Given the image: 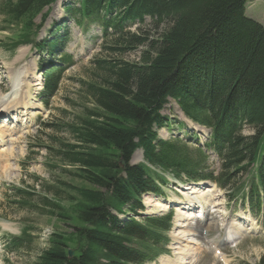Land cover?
<instances>
[{"label": "trees", "instance_id": "16d2710c", "mask_svg": "<svg viewBox=\"0 0 264 264\" xmlns=\"http://www.w3.org/2000/svg\"><path fill=\"white\" fill-rule=\"evenodd\" d=\"M57 1L0 0L1 25L14 29L6 50L30 45L58 58L43 73L45 104L75 65L73 56L63 53L70 34L64 23L39 38ZM247 1L78 0L63 5L65 19L84 32L90 26L100 29V53L77 79L79 110L67 123L52 124L68 140L42 147L53 161L47 167L51 178L41 181L40 190L31 186L15 192L20 208L58 223L31 264H145L166 252L171 216L138 215L141 197L158 195L167 184L158 172L213 182L228 199L247 201L264 225V27L246 17ZM134 53L138 59L129 62L126 57ZM170 100L193 123L211 130L203 147L219 159L217 174L202 147L158 137L169 127L162 112ZM244 129L251 134L244 136ZM137 150L144 162L131 165ZM114 212L140 220L120 221ZM31 234L28 229L23 237L11 238L9 251L28 248ZM258 264H264V255Z\"/></svg>", "mask_w": 264, "mask_h": 264}, {"label": "rangeland", "instance_id": "374dc122", "mask_svg": "<svg viewBox=\"0 0 264 264\" xmlns=\"http://www.w3.org/2000/svg\"><path fill=\"white\" fill-rule=\"evenodd\" d=\"M70 1L77 2L78 0H58L51 7L47 23L39 34L40 38L44 39L49 34L52 25H61L66 21V28L70 34L67 46L63 52L70 53L75 58V65L65 71L59 90L49 101L48 106H45L39 97L42 88L40 85L42 73H40V67H47V63L56 58L45 53H43L44 55L40 54L33 50L31 46H20L12 53L7 51L6 49L10 45L14 29L3 28L0 19V112L3 109H10H8L7 113L4 111V113L1 112L2 114H0V130L2 129L6 135L12 133L11 138L16 141L13 146L14 156L12 158L5 160V158L2 159L0 156V264H31L41 250L46 247L48 235L58 224L54 218L20 208L15 204L17 201L14 195L15 192L6 189L9 187L27 189L34 186L35 190H40L41 181H47L51 178L47 167L53 161L47 157L49 151L42 147L50 145L54 139L68 140L67 134L54 131L52 124L59 123L62 125L67 123L72 117L71 113L79 110L75 106L79 101L78 91L80 88L77 79L84 78V71L89 67L90 60L100 53L98 48L100 44L99 29L90 26L85 33L74 22L64 19L62 7ZM245 15L264 27V0L247 1ZM134 30L135 28L131 29L133 32ZM126 59L129 62H135L138 59V53L128 55ZM16 101H22L20 103L26 108L23 109L19 104L20 107L15 109L17 113L11 111L13 109L11 108L12 104ZM162 114L170 118L171 122L168 129L159 132L158 135L161 139L185 138L187 136L185 131L188 130V134L192 135L190 137H197L201 144L206 143L204 139L208 135V130L198 128L185 119L173 101H170L164 108ZM13 117L18 120L13 119ZM193 129H199L200 131L196 132ZM242 134L247 136L251 134V131L244 129ZM0 140L3 139L0 138ZM7 140L5 139V141ZM34 145L39 146V148H34ZM8 149L9 146L7 144L0 142V155L8 151ZM208 153L210 168L218 170L219 165H217L216 159L210 152ZM55 162L57 161L55 160ZM140 162H142L141 152L137 151L134 153L131 163L137 164ZM6 166H9L10 170L5 171ZM165 177H167L168 185L163 188V195H165L166 200L173 199L177 188L174 187L175 185L173 186L174 182L171 177L166 175ZM182 187H188V185H182ZM211 192L204 195L206 199L203 198L207 204L206 210L203 199H200V201L198 199V202H201L204 207L203 217L206 223L204 225L196 223L192 227L195 229L198 224L200 225L198 230H196L199 235L196 238L198 245H190L193 246L195 253L198 254L196 257L198 263H196V260L194 264H225V261L228 264H258L264 255V232L255 222H250L253 223L250 225L247 221H240L245 230L241 232L242 237L240 239L238 237L234 239L227 238L226 242L228 244L224 243L218 248L221 252L220 256H218L221 263L214 259L215 249L213 247L211 249L206 242L218 244L219 241L223 240L224 228L230 226L233 221L246 214V212L240 209H232L233 205L226 206L222 198L223 192L218 190H211ZM185 193L182 192L183 197ZM150 199L152 201L158 200L153 196ZM34 201L38 204L36 199ZM171 201L176 202L174 199ZM216 204H220V207ZM150 207H147L146 212H159ZM163 211L168 212L167 209H163ZM40 212L43 211L41 210ZM214 223L215 225H213ZM217 223L218 225H216ZM22 225L33 229L31 233L36 238L32 240V244L24 251L7 253L2 248L3 242L10 235L19 236ZM175 225L176 222L170 233V254L163 256L171 257L174 261L178 257L175 255L176 250L174 248V246H177L176 239L182 237V235H178V232H183L182 229H177ZM201 230L202 232L204 231L205 235L201 233ZM189 234H192V232L184 233L186 236ZM237 236H240L239 232H237ZM237 238L239 240L236 243L229 244ZM201 252L202 255L199 256ZM152 264L160 263L157 260Z\"/></svg>", "mask_w": 264, "mask_h": 264}, {"label": "bare ground", "instance_id": "6f19581e", "mask_svg": "<svg viewBox=\"0 0 264 264\" xmlns=\"http://www.w3.org/2000/svg\"><path fill=\"white\" fill-rule=\"evenodd\" d=\"M20 102H22V101H16V102H14L12 104V107L14 108L13 112L17 113V111H15V109L20 107V106L23 107V104L20 103ZM19 104H20V106H19ZM25 108L23 107V109H25ZM4 111L7 112V110H2L1 112H4ZM11 137H12V133L10 135L9 134L6 135V134H4L3 131H0V138L3 139V140H0L1 143L4 144L6 142L5 144H7L9 146L8 151H6V152H4V153H2L0 155L2 157V159L5 158V160H7L8 158L10 159V158H12L14 156V151H13L14 147L13 146L16 144V141L14 139H12ZM4 138L8 139V140L4 141L5 140ZM8 170H10V168H9V166H6L5 171H8ZM185 192L186 193L184 194V197H185L184 200H182L181 198H178V199L175 200L176 201L175 204H177V208L175 209L176 210V215L174 216V222H176V227L177 228L185 229V231H183V232H178V235H180V236L182 235V237H179V238L176 239L178 247H175V250H176V254L175 255L178 256L177 260L174 261L171 257H164V258H161L159 260L160 264H194L195 261H196L195 258L197 256V253H195V249L193 248V246H190V245L191 244L192 245L197 244L196 238H198L199 235L197 234L196 230H198V227L200 225L198 224L196 226V228L194 229L191 226L189 227L185 223L193 221V220H196L197 221L196 223H200L201 225H204L206 223V220L204 221V217H203L204 207L202 206L201 202H198V199L200 201V199L202 200L203 198H205L204 195L207 194V193H210L211 190H206L205 191L203 189H198L196 187H191L190 189H188ZM205 199H203V203L206 204ZM144 202L146 203V205L148 207L152 206L153 208H162V209L165 208V205H163L162 203L157 202V201H152L148 197L145 198ZM216 205L219 206L220 204H216ZM181 211H183V212H181ZM196 211H201V212H203V214L201 213V215L198 216V215H196ZM209 215H210V213H209ZM239 220L247 221L248 219L245 216H241L239 218ZM248 221H249V223L252 222V220H250V219ZM243 231L244 230H243V228H242V226H241V224L239 222L235 221V222L231 223L230 226L225 227V231H224V238L225 239L223 238V241H224L223 243H227L226 242L227 238H230V239L231 238L234 239L235 237L240 238L241 237V232H243ZM190 232H192V234H189L187 236L184 235V233H190ZM203 232L201 230L202 234H204ZM237 232L240 233V236H237ZM208 243L210 245H215V247L218 246V244L214 243V242H207V244ZM231 243H233V242H231ZM220 254L221 253H219L218 255L215 256V258H217V260H219V262H221L220 259H219L220 257H218V256H220ZM222 257H224V256H222ZM225 264H228V262L225 261Z\"/></svg>", "mask_w": 264, "mask_h": 264}, {"label": "water", "instance_id": "95a60500", "mask_svg": "<svg viewBox=\"0 0 264 264\" xmlns=\"http://www.w3.org/2000/svg\"><path fill=\"white\" fill-rule=\"evenodd\" d=\"M121 165L124 167V164L121 162ZM73 256V252H69V258Z\"/></svg>", "mask_w": 264, "mask_h": 264}]
</instances>
